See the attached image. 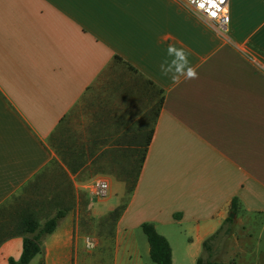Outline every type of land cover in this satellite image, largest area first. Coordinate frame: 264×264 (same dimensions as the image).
Here are the masks:
<instances>
[{
  "label": "crops",
  "instance_id": "1",
  "mask_svg": "<svg viewBox=\"0 0 264 264\" xmlns=\"http://www.w3.org/2000/svg\"><path fill=\"white\" fill-rule=\"evenodd\" d=\"M227 9L221 32L180 0H0V217L19 193L58 175L77 194L88 162L64 157L56 141H104L109 112L94 116L88 100L124 65L159 100L130 137L145 141L153 129L110 264H153L144 223L168 241L172 264H196L234 200L249 233L215 262L264 264V0H228ZM73 122L82 132L70 137ZM53 208L42 220L24 213L43 224L67 210L30 264H79L88 251L78 211ZM18 220L0 219V264L20 258L23 236L6 238Z\"/></svg>",
  "mask_w": 264,
  "mask_h": 264
},
{
  "label": "rangeland",
  "instance_id": "2",
  "mask_svg": "<svg viewBox=\"0 0 264 264\" xmlns=\"http://www.w3.org/2000/svg\"><path fill=\"white\" fill-rule=\"evenodd\" d=\"M113 74H115V84L112 83ZM116 76L118 77L117 83ZM104 83V86L99 90H93L91 94L93 96L88 100L92 105L94 116L97 108L101 111V115L104 112H109L110 117L105 116L106 136L104 141H86L83 136L79 140L80 134L78 138L74 137L73 141H56V149L58 153L63 150L64 157L79 156L83 157L82 161L88 162L82 175L78 177L79 181L82 180V187L78 189L77 194H70L67 182L58 175L56 179H47L36 192L27 188L19 193L10 201L9 210H5L0 217L2 223L8 225H14L21 218L20 216L25 215V212L32 213L37 219L42 220L53 214L55 211L53 206L64 208L74 203V212L78 211L79 231L84 234L80 244L85 251H88L77 261L79 264H110L115 223L109 215L121 206L126 208L134 192L128 196L122 181L125 177L132 179L137 170L136 156H132V151L126 149L125 146L133 145L130 137H135L137 134L134 126L138 124L140 118L144 119L142 117L146 111L149 112L155 108L159 100L158 93L153 94L154 90H150L151 88L147 86L145 81L124 65L115 67ZM98 91L99 94L97 95ZM112 110L115 111V121L120 119V122L109 123L108 120L113 119L111 117ZM79 123L73 122L72 126L69 125L70 137L72 135L77 136L78 133L82 132V130L77 131ZM150 125L151 122L148 121V127ZM113 126L116 128L113 129ZM120 135L121 141H118ZM125 136L129 138L123 140ZM122 141H125L127 145ZM136 141L142 140L137 139ZM97 179H104L108 183L112 181L123 184L124 190L119 193L118 186L115 185L112 191L108 190L106 198L96 199L91 193V185ZM53 187L56 188L57 193L52 194L49 191ZM116 205L117 207L113 211L108 212L110 208ZM242 230H244V226L237 223L235 217L229 237L215 241L212 253L213 261H219L226 248H228L227 252L234 253L232 247L240 243L244 233H249L248 230H245L244 233Z\"/></svg>",
  "mask_w": 264,
  "mask_h": 264
},
{
  "label": "trees",
  "instance_id": "3",
  "mask_svg": "<svg viewBox=\"0 0 264 264\" xmlns=\"http://www.w3.org/2000/svg\"><path fill=\"white\" fill-rule=\"evenodd\" d=\"M162 100H160V104ZM158 111H153V119L157 116ZM153 129L148 131L147 139L145 141H132L133 145L125 146V148L132 151V156H136L137 170L132 179L125 177L123 183L125 184L126 193L131 195L136 187L140 171L143 167L144 160L147 154L148 147L151 143V136ZM125 143V141H122ZM130 143V142H129ZM127 145V143H125ZM127 151V150H126ZM72 173H75L77 169L70 168ZM126 205V204H125ZM123 205V206H125ZM125 207H120L119 209L110 213L109 217L114 223H116ZM230 213L237 214V202L234 200L230 209ZM67 210H58L57 213L50 219H47L43 224H40L36 219L30 215H22L19 219L15 228L7 234V239L16 236H23L22 252L20 258L15 261L13 259L8 260V264H30L32 259L38 254L42 253V245L46 238L52 235L58 228L59 223L66 217ZM234 219L227 218L223 226L211 237H209L203 243V253L196 261V264H223L217 263L212 260V244L218 239H223L229 237L231 233V226ZM141 230L146 236L147 242L149 244V255L153 264H172V253L168 241L161 235L157 233L153 225L144 223L141 225ZM4 240H0V245ZM228 264H235L230 262Z\"/></svg>",
  "mask_w": 264,
  "mask_h": 264
},
{
  "label": "built area",
  "instance_id": "4",
  "mask_svg": "<svg viewBox=\"0 0 264 264\" xmlns=\"http://www.w3.org/2000/svg\"><path fill=\"white\" fill-rule=\"evenodd\" d=\"M184 5L191 7L201 21L217 30L224 32L228 25V0H180ZM204 7H201V5ZM109 185L105 180L97 179L91 185V193L96 199L106 198Z\"/></svg>",
  "mask_w": 264,
  "mask_h": 264
},
{
  "label": "water",
  "instance_id": "5",
  "mask_svg": "<svg viewBox=\"0 0 264 264\" xmlns=\"http://www.w3.org/2000/svg\"><path fill=\"white\" fill-rule=\"evenodd\" d=\"M229 217H230L231 219H234V218H235L234 214H230Z\"/></svg>",
  "mask_w": 264,
  "mask_h": 264
},
{
  "label": "clouds",
  "instance_id": "6",
  "mask_svg": "<svg viewBox=\"0 0 264 264\" xmlns=\"http://www.w3.org/2000/svg\"><path fill=\"white\" fill-rule=\"evenodd\" d=\"M190 76H194L195 74L194 73H189Z\"/></svg>",
  "mask_w": 264,
  "mask_h": 264
},
{
  "label": "snow or ice",
  "instance_id": "7",
  "mask_svg": "<svg viewBox=\"0 0 264 264\" xmlns=\"http://www.w3.org/2000/svg\"><path fill=\"white\" fill-rule=\"evenodd\" d=\"M221 2H223V0H221ZM201 7H204V5L202 4Z\"/></svg>",
  "mask_w": 264,
  "mask_h": 264
}]
</instances>
